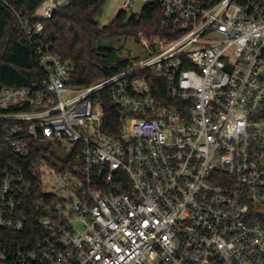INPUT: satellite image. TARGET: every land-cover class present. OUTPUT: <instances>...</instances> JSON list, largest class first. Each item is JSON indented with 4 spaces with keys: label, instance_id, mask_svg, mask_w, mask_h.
Wrapping results in <instances>:
<instances>
[{
    "label": "built area",
    "instance_id": "built-area-1",
    "mask_svg": "<svg viewBox=\"0 0 264 264\" xmlns=\"http://www.w3.org/2000/svg\"><path fill=\"white\" fill-rule=\"evenodd\" d=\"M74 1L23 22L43 81L0 96L11 152H41L3 171L0 264H264V1L124 0L118 13L160 3L169 39L142 38L147 58L81 88L41 41Z\"/></svg>",
    "mask_w": 264,
    "mask_h": 264
},
{
    "label": "trees",
    "instance_id": "trees-1",
    "mask_svg": "<svg viewBox=\"0 0 264 264\" xmlns=\"http://www.w3.org/2000/svg\"><path fill=\"white\" fill-rule=\"evenodd\" d=\"M45 0H0V96L5 89L29 88L41 85L43 73L39 69L34 51L25 37L23 22L33 21L37 9ZM108 0H75L60 10L48 21L43 22L41 41L49 45L52 53L71 68L75 87H89L127 70L139 59L119 57L109 41L141 43L142 38L150 40L169 39V34L159 29L162 7L160 3L144 5L140 14L119 12L106 26L100 22ZM205 9H211L223 0H197ZM250 1L237 0L241 5ZM145 73L136 74L141 77ZM152 95L158 101L163 99L164 89L155 88L157 81L148 79ZM160 84H162L160 82ZM105 110L104 133L115 135L120 126L119 115L112 107L108 93L100 95ZM12 123L0 121V184L3 171L9 163L29 166L40 159V151L34 152L27 161L15 156L6 143ZM30 218L24 236H31L38 228V214L26 210Z\"/></svg>",
    "mask_w": 264,
    "mask_h": 264
},
{
    "label": "rangeland",
    "instance_id": "rangeland-1",
    "mask_svg": "<svg viewBox=\"0 0 264 264\" xmlns=\"http://www.w3.org/2000/svg\"><path fill=\"white\" fill-rule=\"evenodd\" d=\"M124 0H108L104 6L103 15L100 18V22L103 26H106L122 9V4ZM144 5L137 4L128 13L130 14H140ZM113 44L117 50L119 57L131 58V59H145L148 56V52L142 47L141 44H136L133 42H116L109 41L106 45Z\"/></svg>",
    "mask_w": 264,
    "mask_h": 264
}]
</instances>
